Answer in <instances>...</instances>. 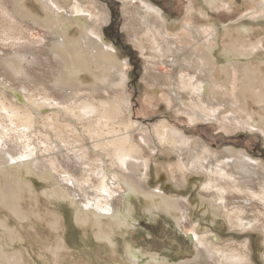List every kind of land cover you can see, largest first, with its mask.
Masks as SVG:
<instances>
[{
	"label": "bare ground",
	"instance_id": "1",
	"mask_svg": "<svg viewBox=\"0 0 264 264\" xmlns=\"http://www.w3.org/2000/svg\"><path fill=\"white\" fill-rule=\"evenodd\" d=\"M29 1L35 8L28 6ZM119 1L122 27L143 58L142 79L147 87L160 89L168 108H176L192 119L215 122L226 133L242 127L233 111L241 106L237 100L242 102L244 95L239 90L236 99L229 97L226 85L217 83L216 51L203 31L184 24L188 40L201 46L180 45L176 37L168 35L165 18L156 7L141 0ZM110 2L7 0L19 23L42 30L44 47L43 54L24 51L0 59V120L6 118L21 127V135L29 139L46 129L47 137L57 142H52L50 151L44 148L42 152L38 149L21 154L20 141L10 142L0 134V208L15 221L11 226L0 217V264H30L20 247L13 246L24 241L20 227L26 224H16V220L28 225L46 224L57 238L53 245L39 243L35 255L41 262L64 264L61 251L65 247L59 235L62 213L47 206L60 203L66 204L79 228L88 229L102 246L114 247L115 236L122 237L131 229L128 215L134 197L147 209L163 211L176 224L181 222L195 246L193 258L169 261L156 253L135 252L123 239L124 252L134 260L142 255L148 264H251L247 241H221L210 227H202L201 219L193 221L194 210L208 211L212 222L221 220L230 230L261 233L264 244V160L231 145L214 148L199 135H186L167 119L154 125L151 140L142 121L133 118L126 88L129 61L120 58L103 37L102 27L111 14ZM247 30L244 27L238 39L223 46L225 64L220 65L227 80L234 74L243 86L261 82L260 73L250 72L247 56L238 47ZM217 35L212 34L210 39L215 42ZM43 61L48 72L38 78L29 69L42 66ZM160 64L167 73L158 71ZM26 82L42 83L46 95L41 102L25 92ZM247 127L261 130V121ZM153 144L175 157L162 167L178 189L191 185L193 176L203 177L196 186L199 198L195 205L187 197L168 195L159 186L149 185L148 153ZM156 166L158 172L160 166ZM32 179L47 184L41 192L45 200L35 195ZM25 197L32 202L26 205Z\"/></svg>",
	"mask_w": 264,
	"mask_h": 264
},
{
	"label": "rangeland",
	"instance_id": "2",
	"mask_svg": "<svg viewBox=\"0 0 264 264\" xmlns=\"http://www.w3.org/2000/svg\"><path fill=\"white\" fill-rule=\"evenodd\" d=\"M104 1H111L109 4L111 14L109 22L102 27L103 37L107 43L113 45L120 58H126L129 61L130 67L126 88L130 96L133 118L142 121V128L151 135L152 141L154 140L152 136L154 125L161 120L167 119L173 126L183 130L186 135H199L203 138V141L210 143L214 148L220 149L223 146L231 145L244 149L256 159L264 160V0H141L159 10L165 18L167 30H169L168 35L176 37L180 45L185 44L194 48H198L199 45L201 46V44H197L191 39L188 40L189 36L184 30V24L201 29L205 40L214 45L216 51L215 76L217 83L220 86L222 83L226 85V92L229 97L233 96L236 99V92L239 90L244 95L242 102L237 100L238 105L240 106L241 104V106L233 111L236 119L241 121L243 125L229 133L218 129V125L215 122L208 123L192 119L179 112L176 108H168L167 101L162 97V91L157 88H153L155 89L153 90L147 87L142 79L143 58L138 51L133 49L128 41L126 31L122 27L124 23L121 12L122 3L119 0ZM27 4L30 8H35V5L30 1ZM134 4L137 5L136 3ZM10 8L7 0H0V59L5 54L24 51L43 54L44 33L42 30L33 29L23 23H19ZM201 10L204 15H201ZM244 27L248 30L244 33L242 41L238 42L240 43L238 47L247 56L250 72L260 73L262 76L259 74L260 83H250L243 86L238 83L239 80L234 74V76L232 75L227 80L225 78L226 75L220 70V65L225 64L223 56L224 47L230 44L232 40L238 39L237 34ZM212 34H218L215 42L210 39ZM46 65V62L43 61L42 66H34L29 70L39 78L44 72H48V66ZM160 65L157 66L158 71L160 73H167L168 70L165 66L163 64ZM248 78H250L249 75ZM12 83H16V81L13 80ZM41 85V82L36 85L26 82L25 92L31 98L36 99L37 102H41L42 96L46 95ZM227 110H231V108L228 106ZM256 120L261 121L262 129L249 130L247 127L248 123L250 124ZM20 130L21 127H16L8 119L4 118L0 120V134H4L5 139H9L10 142L15 140L20 141L22 147L19 152L21 154L30 150L38 152V149L42 152L44 148L50 151L53 149L52 144L57 142H53V140L47 137L49 134L46 129H44L41 135L33 133L32 135L35 139H29L25 135L22 136ZM9 144H7L8 147ZM152 149L148 153L151 164L149 185L153 188L159 186L168 195L187 197L195 205V202L199 198L196 186L202 182L203 177L201 175L193 176V178H190L193 180L191 185L184 187L182 190L178 189L168 180V174L162 167L165 162H171L175 157L171 156L172 153L166 155L156 145ZM156 165L160 166L158 172H156ZM62 167L64 170L66 169L63 163ZM59 172L61 175L64 174L62 169ZM31 184L34 186L35 195H38L39 197L37 196V198L42 201L44 198L41 192L47 184L36 179H32ZM138 199L134 197L132 208L128 215L131 229L122 237L115 236L114 247H109L104 242L102 246V241L96 240L88 229L82 230V228H79L72 221L70 214H68L69 211L67 206H65L66 204L60 203L62 204L61 206L60 204L59 206L47 205L49 210L57 214L60 212V215L62 213L63 228L59 231V235L65 247L61 251L63 263L148 264L146 262L147 258L142 255L138 257V261L126 254L123 250V239L133 245L135 252L156 253L169 261H185L193 258L195 246L189 239L190 232L188 228L183 227L181 222L176 224L175 220L163 211H155L151 208L147 209L143 201L141 199L139 201ZM23 202H26L25 204L27 205V203L32 202V199L25 197ZM6 213V209L0 208V217L4 218L7 224L11 226L15 225L13 223L14 220L7 217ZM194 213L195 217L193 221L201 219L202 227H210L213 230L212 232L217 234L221 241H247L251 264H264V244L262 243L263 236L261 233L233 231L221 220L217 219L212 222L208 211L194 210ZM12 217L15 219L14 216ZM20 222L26 223L25 225L21 223L23 227H20L24 241L15 243L13 246L16 248L20 247L24 252L25 260L28 259L30 264H48L44 261L41 262L40 258L35 255V252L39 251L38 248L41 246L39 243L45 242L48 245L51 243L53 245L57 238L56 234L42 222L28 225V222L16 220V224H20ZM204 231L201 229V232ZM29 239L30 244L28 243ZM33 240L35 242H32Z\"/></svg>",
	"mask_w": 264,
	"mask_h": 264
}]
</instances>
